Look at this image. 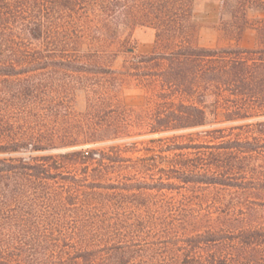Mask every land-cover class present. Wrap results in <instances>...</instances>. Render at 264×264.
I'll list each match as a JSON object with an SVG mask.
<instances>
[{
	"label": "trees",
	"instance_id": "obj_1",
	"mask_svg": "<svg viewBox=\"0 0 264 264\" xmlns=\"http://www.w3.org/2000/svg\"><path fill=\"white\" fill-rule=\"evenodd\" d=\"M199 5L0 0V264H264V0Z\"/></svg>",
	"mask_w": 264,
	"mask_h": 264
},
{
	"label": "rangeland",
	"instance_id": "obj_2",
	"mask_svg": "<svg viewBox=\"0 0 264 264\" xmlns=\"http://www.w3.org/2000/svg\"><path fill=\"white\" fill-rule=\"evenodd\" d=\"M212 0H200L199 10L197 14V19L200 23V31H199V37L198 42L202 46L206 47H225L228 45H232L230 41H228L226 38H224L220 32H218V35L214 33L213 31L203 30L201 32V27L209 26V19L208 14L212 10H216L218 13V20L220 19V2L221 0H215V3L211 2ZM214 1V0H213ZM251 17L254 19L257 17V14L254 12L250 13ZM219 22V21H218ZM219 30V29H218ZM133 38L135 39L137 46L135 49L136 53L145 54L149 53L152 50L153 44H154V31L147 27H137L133 30L132 33ZM239 45L251 48L258 45V39L256 35V31L253 28L246 29V32L242 36L241 40L238 43ZM131 55V53L120 54L117 59L114 62V66L116 68H119L124 61V59L128 58ZM118 97L121 102H123L125 105L133 108H143L147 102L148 98L146 93L135 87L132 84H128L124 87H121L118 90ZM72 100H73V106L76 111H83L86 108L87 103V92L82 87H77L72 91ZM230 126L232 123H222L217 124L215 126ZM210 127H204L197 130H193L191 132L195 131H201L205 129H209ZM168 134H164V136H167ZM150 138V136H144L139 138V141H147ZM127 142H130L128 140ZM58 152V151H55Z\"/></svg>",
	"mask_w": 264,
	"mask_h": 264
},
{
	"label": "crops",
	"instance_id": "obj_3",
	"mask_svg": "<svg viewBox=\"0 0 264 264\" xmlns=\"http://www.w3.org/2000/svg\"><path fill=\"white\" fill-rule=\"evenodd\" d=\"M212 3H217L215 2V0L211 1ZM208 19H209V23L208 25L209 26H206V27H201V32H203V30H210V31H213L214 33H216V35H218V13L216 10H212L209 14H208ZM246 32V31H245ZM244 32V33H245Z\"/></svg>",
	"mask_w": 264,
	"mask_h": 264
}]
</instances>
